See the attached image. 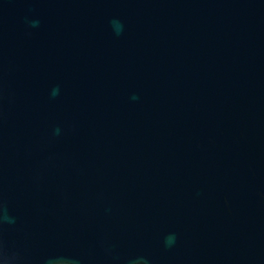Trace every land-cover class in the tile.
Wrapping results in <instances>:
<instances>
[{
    "label": "water",
    "instance_id": "obj_1",
    "mask_svg": "<svg viewBox=\"0 0 264 264\" xmlns=\"http://www.w3.org/2000/svg\"><path fill=\"white\" fill-rule=\"evenodd\" d=\"M0 264H264V0H0Z\"/></svg>",
    "mask_w": 264,
    "mask_h": 264
}]
</instances>
